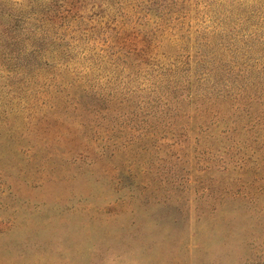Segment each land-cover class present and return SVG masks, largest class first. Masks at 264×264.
<instances>
[{
  "label": "rangeland",
  "instance_id": "374dc122",
  "mask_svg": "<svg viewBox=\"0 0 264 264\" xmlns=\"http://www.w3.org/2000/svg\"><path fill=\"white\" fill-rule=\"evenodd\" d=\"M0 264H264V0H0Z\"/></svg>",
  "mask_w": 264,
  "mask_h": 264
}]
</instances>
